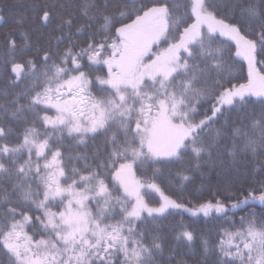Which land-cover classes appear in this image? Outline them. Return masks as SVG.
Segmentation results:
<instances>
[{
  "label": "snow or ice",
  "instance_id": "obj_1",
  "mask_svg": "<svg viewBox=\"0 0 264 264\" xmlns=\"http://www.w3.org/2000/svg\"><path fill=\"white\" fill-rule=\"evenodd\" d=\"M32 7L29 26L60 35L33 50L22 16L23 44L4 37L0 79L25 86L0 93V264H264V220L232 218L264 205V180L195 203L164 187L182 191L205 168L238 173L249 154L264 173V0ZM176 210L227 224L201 234L199 259L183 220L184 252L166 249L159 222Z\"/></svg>",
  "mask_w": 264,
  "mask_h": 264
},
{
  "label": "trees",
  "instance_id": "obj_2",
  "mask_svg": "<svg viewBox=\"0 0 264 264\" xmlns=\"http://www.w3.org/2000/svg\"><path fill=\"white\" fill-rule=\"evenodd\" d=\"M45 0H0V4L7 5L2 11H0V15L4 17L3 21H0V55H3L6 51L4 45L5 40L4 37L7 35H11V39L16 40L17 46L23 44L24 35L21 30H16L15 22L22 18V16H27L29 18V23H26L23 26V30L27 32L29 36V44L30 47L34 50L37 47H48L50 37H55L60 35V32L55 30L54 26H49L44 29H37L34 26L30 27L31 17L36 15L35 10L33 9V4H43ZM41 23L37 20V24ZM75 31V29H73ZM78 39H83L82 36L77 35ZM226 39V38H222ZM52 47L55 49V40H52ZM61 49L64 45L60 46ZM35 52H29L28 56H33ZM239 68V65L236 66ZM244 74L246 75V64L244 65ZM235 82V81H234ZM25 85L21 84L18 88H12L7 84V82L3 79H0V93L7 88L9 94L11 95L13 92L19 91ZM2 99V97H0ZM210 104H204L203 107L200 108V111L203 112L206 108H209ZM256 111H259V108H256ZM210 114V113H209ZM235 115V114H234ZM201 117H197L199 119ZM219 127V125H216ZM68 143V142H66ZM231 141H224L223 145H230ZM227 158V157H225ZM206 175L204 178H201L199 173H191L192 176L191 182H185L184 188L181 191L178 181H174L173 183H165L164 187L168 194L172 195L173 198H181L183 197L184 201L187 202L191 200L193 203L197 201H204L212 198V193L217 191L216 185H219V191L221 193L220 198L224 199L227 195H238L241 189L244 190L245 194L250 189H259L261 186V181L264 180V173H261L258 169V162H252L251 155H246L241 157V163L239 165V172H228L223 171L218 168L214 169H204ZM165 175H167V168L165 169ZM232 182L234 186L228 193L224 192V186ZM212 185L213 187H209ZM259 195V191L255 193ZM149 199L154 204L156 200L159 199L157 194H153ZM226 203H231V201L225 200ZM249 213H255V218L259 220H264V205H261L258 201L250 204L245 207L243 210H236L233 219L237 222L240 217L247 216ZM231 216V213L229 214ZM181 220L185 224L190 226V230H193L197 236L193 244V251L196 253V258H200V253L202 251L200 247V236L201 234L211 232L212 236L215 238L216 232L220 225H224L227 227V224L224 223L222 219L215 220H206L202 215L199 217H190L188 213H180L179 210H176L175 214L168 215L166 218L162 219L159 223L161 225V229L166 237V249L168 246H177L178 251L184 252L186 245L183 242H178L174 239L176 232L180 231L178 225ZM173 226H176L173 228ZM238 226V225H237ZM167 255V250L165 252ZM186 259H189V264H192L190 256H186ZM213 258L214 257H210Z\"/></svg>",
  "mask_w": 264,
  "mask_h": 264
},
{
  "label": "rangeland",
  "instance_id": "obj_3",
  "mask_svg": "<svg viewBox=\"0 0 264 264\" xmlns=\"http://www.w3.org/2000/svg\"><path fill=\"white\" fill-rule=\"evenodd\" d=\"M158 195V194H157Z\"/></svg>",
  "mask_w": 264,
  "mask_h": 264
}]
</instances>
